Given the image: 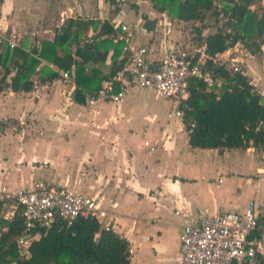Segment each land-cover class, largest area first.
Segmentation results:
<instances>
[{
	"label": "crops",
	"instance_id": "crops-1",
	"mask_svg": "<svg viewBox=\"0 0 264 264\" xmlns=\"http://www.w3.org/2000/svg\"><path fill=\"white\" fill-rule=\"evenodd\" d=\"M58 4H62L61 19L47 15L46 0H0V40L11 39L8 32L18 29L14 45L37 48L41 41H52L65 19L79 18L106 21L116 33L118 25H125L129 43L146 48L150 62L162 56L163 48L197 46L190 43L194 33L186 45L185 31L180 29L196 22L171 20L147 0H54V6ZM260 4L264 7V0ZM20 18L30 26L25 27ZM204 21L201 27L196 23L202 37L214 32L204 34ZM167 24L170 34L162 43ZM95 33L89 29L80 35L78 43L70 45V53L78 63L88 56L82 64L84 74L97 72L101 78L117 66L121 53L118 46L109 47L105 59L98 62ZM212 59L227 68L228 59L236 60L264 99V43L253 55L236 44ZM44 65L56 72L44 61L36 71ZM31 80L36 88L30 92L0 91V198L34 185L65 187L90 197L96 203L100 228L107 227L127 242L130 264H180L183 218L242 212L252 201L241 203L238 194L250 183L246 169L264 183V149L190 148L182 122L166 117L169 102L152 91H129L119 106L98 101L85 110L87 94L83 104L72 100L71 74L67 79L59 74L45 83L34 74ZM106 82L102 80L99 89ZM144 142L155 148L153 153ZM24 162L29 168L19 164ZM252 202L264 206V201ZM5 206L6 202L2 213L7 219L13 207Z\"/></svg>",
	"mask_w": 264,
	"mask_h": 264
},
{
	"label": "trees",
	"instance_id": "trees-1",
	"mask_svg": "<svg viewBox=\"0 0 264 264\" xmlns=\"http://www.w3.org/2000/svg\"><path fill=\"white\" fill-rule=\"evenodd\" d=\"M147 1L156 12L174 21L196 22L201 27L207 17H213V33L202 37L199 29L193 32V42L203 44L210 58L236 44L253 55L264 43V7L260 0ZM89 29L96 32L93 39L98 62L105 59L109 47H119L121 60L105 77L99 78L97 72L84 74L82 64L88 56H83L80 63L71 56L70 45L78 43L79 36ZM115 33L106 21L67 18L52 41H41L37 48L34 44L27 49L15 45L9 48L0 40V91L30 92L36 88L31 80L34 74L39 83H45L67 72L74 78L72 100L83 104L86 94L96 93L102 80L110 81L124 67L122 45L112 43ZM40 61L54 66L56 72L45 65L36 71ZM202 68L220 84L208 87L196 79L189 82L187 109L181 121L188 146L219 151L264 149V99L244 75L231 73L225 65L207 60ZM4 204L0 199V264H130L127 242L110 230L100 229L95 218L77 219L68 227L52 222L37 228L38 238L29 245V257L18 259L14 240L22 229L21 217L17 209L6 219Z\"/></svg>",
	"mask_w": 264,
	"mask_h": 264
},
{
	"label": "built area",
	"instance_id": "built-area-1",
	"mask_svg": "<svg viewBox=\"0 0 264 264\" xmlns=\"http://www.w3.org/2000/svg\"><path fill=\"white\" fill-rule=\"evenodd\" d=\"M161 42L170 34V25H165ZM119 33L112 36V43L121 44L126 60L124 67L101 89L85 97V110L98 101L120 105L129 91L147 90L155 92L169 102L167 119L182 121L187 109L188 85L192 79L206 86H218L209 71L204 70L205 61L211 60L205 53L203 44L185 48H167L162 56L153 62L147 60L144 47L133 46L128 41L125 25H118ZM9 48L14 39L2 38ZM228 70L243 75L238 62L228 59ZM223 64V63H219ZM67 79V72L60 73ZM114 85L117 91H114ZM143 146L154 152L147 142ZM2 193L3 190H1ZM1 193V194H2ZM2 200L10 199L12 213L17 209L21 217L22 229L14 240L18 259L29 257V245L37 240V228L52 222H60L65 227L77 219L97 217L96 203L87 196L74 193L65 187H43L34 185L31 189H19L5 193ZM175 216H179L177 211ZM104 230H109L104 227ZM180 264H264V206L249 201L242 212H222L215 215H201L182 220L178 236Z\"/></svg>",
	"mask_w": 264,
	"mask_h": 264
},
{
	"label": "rangeland",
	"instance_id": "rangeland-1",
	"mask_svg": "<svg viewBox=\"0 0 264 264\" xmlns=\"http://www.w3.org/2000/svg\"><path fill=\"white\" fill-rule=\"evenodd\" d=\"M46 5H47V9H48L47 10V15L49 17L55 15V16H57V19H61L62 18L63 13L62 12L59 13V11L62 10V6H61L62 4H58V5H55L54 6V0H46ZM18 20H19V22L23 21V24H24L25 27H29L30 26V23H27L26 22L27 19L20 18ZM215 22L216 21H214V18L213 17H211V16L210 17H207V19L203 23V28L207 29L204 32V34L206 32L207 33L208 32L211 33V32L214 31V29H215ZM181 27H183V28H181ZM197 27H198V24H196V23H190V24L188 23L187 25L185 24L183 26H180V29H182L183 31H185V33H183L184 34L183 37L185 38L186 45L188 44L187 39L191 36V34H193L194 29H196ZM27 30H29V29H27ZM12 31H14V30H12ZM15 31L17 32L18 29H16ZM15 31L14 32L9 31L7 35L10 34L9 35L10 37H14L15 36V33H16ZM194 42H196V41H194ZM194 42H193V40L190 41L191 44H194ZM185 47H187V46H185ZM240 51H242V50H240ZM238 52L239 51H237L236 53H238ZM145 91H147V90H145ZM149 92H151V91H149ZM152 93L156 97H158V95L155 92L152 91ZM117 106H119V105H117ZM28 131L29 132H35V129L28 128ZM19 164L22 165V166H26L28 168L30 166L29 165V162H26V163L24 162V163H19ZM15 166H16V164H15ZM245 167H246V165H245ZM245 172L248 175V179H249L250 183H247V185H246L245 188H242V190H239L238 191V194L240 193V202L242 203L243 201L252 200L254 202H259L260 203L261 201H264V183L261 182L263 179H254L255 174H254V171L253 170H250V169L247 170L246 169ZM216 183H217V181H216ZM4 202H6V206L5 207L13 206L12 200H10V199H5ZM7 204H9V205H7ZM179 218H181V216H179Z\"/></svg>",
	"mask_w": 264,
	"mask_h": 264
},
{
	"label": "water",
	"instance_id": "water-1",
	"mask_svg": "<svg viewBox=\"0 0 264 264\" xmlns=\"http://www.w3.org/2000/svg\"><path fill=\"white\" fill-rule=\"evenodd\" d=\"M101 229V228H100Z\"/></svg>",
	"mask_w": 264,
	"mask_h": 264
}]
</instances>
